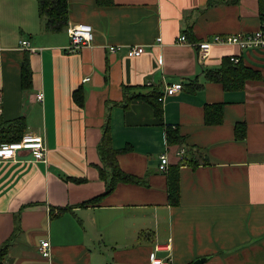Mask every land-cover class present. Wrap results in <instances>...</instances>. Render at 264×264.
I'll return each mask as SVG.
<instances>
[{"label": "crops", "instance_id": "crops-1", "mask_svg": "<svg viewBox=\"0 0 264 264\" xmlns=\"http://www.w3.org/2000/svg\"><path fill=\"white\" fill-rule=\"evenodd\" d=\"M208 1L67 0L66 27L48 33L38 0H0V124L22 118L24 134H41L46 148L45 160L27 150L0 159V264H150L151 254L170 264H264V47L223 44L199 61L191 46L260 29L258 0ZM77 23L92 26V40L70 54L67 28ZM23 39L35 52L20 48ZM135 45L145 52L128 57ZM233 56L260 79L227 90L207 78ZM24 61L29 89L20 82ZM178 82L160 119L140 98L119 106L124 86L162 92ZM79 89L82 106L72 97ZM106 124L119 168L143 183H119L98 204L80 206L105 193L97 148ZM169 127L180 144L168 142ZM181 148L195 166L180 165ZM176 166L174 206L167 173ZM44 240L48 258L39 252Z\"/></svg>", "mask_w": 264, "mask_h": 264}, {"label": "trees", "instance_id": "trees-1", "mask_svg": "<svg viewBox=\"0 0 264 264\" xmlns=\"http://www.w3.org/2000/svg\"><path fill=\"white\" fill-rule=\"evenodd\" d=\"M217 3L216 0L208 1L207 6L211 7ZM259 7V18L262 23V27L264 28V0H258ZM68 2L67 0H38V12L40 19L42 21L43 30L45 32H55L59 33L63 31V29L67 25L68 21ZM186 36L188 35V29H185L184 32ZM27 61H24L21 67V87L22 89H29L31 86V72L29 67H27ZM208 79L221 83L223 88L225 89H235L243 86V83L248 78L260 79L259 74L253 72V70L249 68H245L241 65V62L232 63L229 59H223L221 66L217 70H207L206 74ZM242 88V87H241ZM144 89H150L148 93H142ZM123 99L119 106L127 107L130 102L136 98H140L152 105L154 109V113L158 119L162 116V107H161V97L162 92L159 88L145 86L141 89V87H123ZM73 94V101L76 105H83V93L79 89L75 91ZM215 109V114L217 117L216 123H218L221 119V106L217 105L213 107ZM208 108L205 109V118L208 121L207 116ZM24 120L22 118L11 120L10 122L0 124V144H9L11 142H18L24 136L26 125L24 124ZM241 128V133L239 134L237 128ZM235 133L237 134L236 138L244 139L245 135V127L244 125L236 124ZM109 128L106 124L100 142L98 144V154L102 163V166L98 168L99 174L103 181L105 182L106 189L105 193L93 198L91 200H86L80 206L84 205H96L100 200V197H104L107 194L111 193L116 185L119 183H131L140 185L143 183L141 178H136L130 176L128 173H124L118 165L117 156L121 151H117L112 148L111 137L109 134ZM168 142L173 144H180L181 138L176 134V132L172 131L171 128H167L166 130ZM197 161H193L191 159H185L180 162L181 164H187L189 166H195ZM168 201L170 205L177 206L179 204L180 198V186H179V175H178V167L172 168L168 171ZM5 250H7V246H3L0 251V258L5 255Z\"/></svg>", "mask_w": 264, "mask_h": 264}, {"label": "built area", "instance_id": "built-area-1", "mask_svg": "<svg viewBox=\"0 0 264 264\" xmlns=\"http://www.w3.org/2000/svg\"><path fill=\"white\" fill-rule=\"evenodd\" d=\"M68 33V39L69 42L65 46L64 51L70 54L78 53V50H80L82 47H85L91 43L92 40V34L93 29L92 26L83 24V23H77L75 25L68 26L67 28ZM177 40L182 43H189L187 41V38L185 35H180ZM190 44V43H189ZM191 46H194L197 52V57L199 61L204 60L205 57L209 54L210 50L214 46L219 45H238L240 49H247L248 47L253 48H261L264 47V28L260 27L257 31L254 33H247V34H233V35H225V34H218L209 36L208 38L204 39V41L201 42H191ZM26 48L30 52H35L34 48H31L29 46V43L27 40L23 39L20 42V48ZM112 53L118 50L116 47H109V49ZM145 52V49L140 46H134L130 47L127 50V56L128 57H134V56H141ZM230 62L237 63L239 62L238 56H233L229 58ZM182 83L178 82L171 85H165L162 90V97L161 101L164 99L165 96H172L182 88ZM36 99L42 100L43 95L42 92H39L36 94ZM22 139L18 142L14 141L9 144H1L0 146V159L9 160L11 158H14L16 154L19 151H29L31 153V157L34 161H40L45 160L46 158V148L44 144V139L41 134H30L26 133L24 134ZM176 155L179 157L180 162L183 161L186 157L185 149L181 148ZM160 164H159V170L161 172L166 173L168 170V160L167 155L162 154L159 158ZM49 243L48 240H44L40 247L39 252L42 255V257L48 258L50 257V250H49ZM150 264H170L169 261H162L160 258H156L154 254L150 255Z\"/></svg>", "mask_w": 264, "mask_h": 264}, {"label": "water", "instance_id": "water-1", "mask_svg": "<svg viewBox=\"0 0 264 264\" xmlns=\"http://www.w3.org/2000/svg\"><path fill=\"white\" fill-rule=\"evenodd\" d=\"M204 261V258H200L199 260L195 261L193 264H201Z\"/></svg>", "mask_w": 264, "mask_h": 264}]
</instances>
